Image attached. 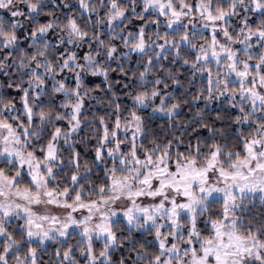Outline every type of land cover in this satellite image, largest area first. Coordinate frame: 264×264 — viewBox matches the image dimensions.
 <instances>
[{"label": "snow or ice", "instance_id": "1", "mask_svg": "<svg viewBox=\"0 0 264 264\" xmlns=\"http://www.w3.org/2000/svg\"><path fill=\"white\" fill-rule=\"evenodd\" d=\"M0 264H264V0H0Z\"/></svg>", "mask_w": 264, "mask_h": 264}]
</instances>
